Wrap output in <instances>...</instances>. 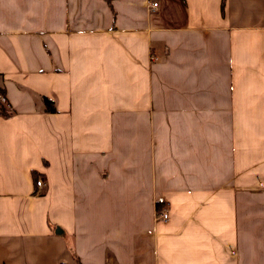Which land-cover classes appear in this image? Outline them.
Masks as SVG:
<instances>
[{"label": "crops", "instance_id": "0c3cea01", "mask_svg": "<svg viewBox=\"0 0 264 264\" xmlns=\"http://www.w3.org/2000/svg\"><path fill=\"white\" fill-rule=\"evenodd\" d=\"M0 92V264H264V0H0Z\"/></svg>", "mask_w": 264, "mask_h": 264}, {"label": "built area", "instance_id": "2783aa9c", "mask_svg": "<svg viewBox=\"0 0 264 264\" xmlns=\"http://www.w3.org/2000/svg\"><path fill=\"white\" fill-rule=\"evenodd\" d=\"M157 3L156 2H152L150 4V7L151 8H154L156 7ZM5 103V97L4 95L0 92V104H4ZM35 186L36 187H41L43 185V180L41 178H37L35 179V182H34ZM156 202L158 203H162L163 202V199L161 197L157 198L156 199ZM167 218V210L165 207H162L160 210H156V213H155V219H159V220H165Z\"/></svg>", "mask_w": 264, "mask_h": 264}, {"label": "trees", "instance_id": "16d2710c", "mask_svg": "<svg viewBox=\"0 0 264 264\" xmlns=\"http://www.w3.org/2000/svg\"><path fill=\"white\" fill-rule=\"evenodd\" d=\"M0 115H2V116H7L8 115V113L6 112V110L4 109V106H3V104H0ZM33 178H34V181H35V176H33Z\"/></svg>", "mask_w": 264, "mask_h": 264}]
</instances>
